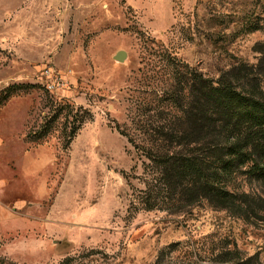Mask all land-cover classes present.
Here are the masks:
<instances>
[{"label": "rangeland", "instance_id": "1", "mask_svg": "<svg viewBox=\"0 0 264 264\" xmlns=\"http://www.w3.org/2000/svg\"><path fill=\"white\" fill-rule=\"evenodd\" d=\"M260 46L264 0H0V264H264L245 143L212 170L241 213L162 194L145 153L190 72Z\"/></svg>", "mask_w": 264, "mask_h": 264}, {"label": "trees", "instance_id": "2", "mask_svg": "<svg viewBox=\"0 0 264 264\" xmlns=\"http://www.w3.org/2000/svg\"><path fill=\"white\" fill-rule=\"evenodd\" d=\"M260 47L258 69L237 64L216 80L190 72L183 82L186 97L180 93L182 88L172 95L178 111L152 130L149 136L155 145L145 151L149 159L163 164L159 174L162 194H180L183 200L195 197L238 213L246 203L257 205L249 204L247 195L224 191L212 170L224 162L226 153L238 154L236 148L245 143V157L258 168L257 178L264 182L259 147L264 145V46ZM244 126L246 136L241 138L239 131Z\"/></svg>", "mask_w": 264, "mask_h": 264}, {"label": "built area", "instance_id": "3", "mask_svg": "<svg viewBox=\"0 0 264 264\" xmlns=\"http://www.w3.org/2000/svg\"><path fill=\"white\" fill-rule=\"evenodd\" d=\"M46 77L49 79V80H53L52 79V74L50 71H46ZM51 82V81H50ZM47 90L51 91L53 88H54V83L51 82V83H48L47 86H46Z\"/></svg>", "mask_w": 264, "mask_h": 264}, {"label": "water", "instance_id": "4", "mask_svg": "<svg viewBox=\"0 0 264 264\" xmlns=\"http://www.w3.org/2000/svg\"><path fill=\"white\" fill-rule=\"evenodd\" d=\"M125 53L124 52H118L115 56V60L122 62L124 60Z\"/></svg>", "mask_w": 264, "mask_h": 264}]
</instances>
